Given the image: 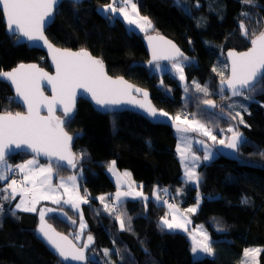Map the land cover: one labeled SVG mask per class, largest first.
Wrapping results in <instances>:
<instances>
[{
    "label": "trees",
    "instance_id": "1",
    "mask_svg": "<svg viewBox=\"0 0 264 264\" xmlns=\"http://www.w3.org/2000/svg\"><path fill=\"white\" fill-rule=\"evenodd\" d=\"M135 1L140 13L153 24L147 33L168 36L184 50V56L188 57L184 81L170 70L160 71L164 63L147 65L145 34L129 29L122 17L101 12L111 0L64 1L46 30L47 36L58 46L89 50L104 61L110 74L125 76L148 90L155 105L168 116H180V111L187 109L189 117L201 119L217 137V141L208 138L216 157L199 167L198 184L190 182L184 177L175 129L153 123L133 111L103 113L80 98L71 121L65 125L74 136L72 148L77 167L52 164L58 175L73 174L81 168V183L91 201L83 210L88 222L85 233L93 236V242L86 249L89 264H109L111 259L102 255L105 249L116 256V264H239L245 247H264V155H261L264 153V82L257 83L255 91L241 96L249 99L248 109L240 114L244 123H240L239 117L231 119L237 111L228 106L227 93L219 89L221 79L228 75L226 51L250 46L240 23L250 31L255 29L257 34L264 30V0H253L252 4H242L241 0ZM243 12L249 13L252 19L243 16ZM222 33L225 35L222 43L216 42L215 36ZM18 39L7 31L0 10V70L30 61L50 69L46 53ZM203 68L206 75L201 86H208V96L196 91L193 85ZM204 99L213 100L217 107L203 104ZM23 110L10 85L0 80V112ZM229 124L246 135L247 143L240 146V159L236 161L217 151L223 134L227 137L225 142L232 135L227 131ZM28 156L20 153L8 160L16 163ZM111 160L120 169H129L150 194L146 203L129 199L117 207L127 224L123 231L116 211H105L98 199L116 190L106 170ZM7 182L0 181V188ZM159 190L183 209L197 204L201 196L200 206L191 218L194 224H203L213 240V256L195 258L189 234L170 230L162 224V218L168 214V204L162 202L164 198H156ZM245 198L248 203L243 202ZM0 204L4 207L0 214V264H64L39 237L38 213L14 209L12 199L0 200ZM62 207L73 215L72 209ZM128 217H131L130 228ZM47 218L67 234L76 229L68 219L57 215ZM91 253L97 259L91 258ZM259 263L264 264V248L259 254Z\"/></svg>",
    "mask_w": 264,
    "mask_h": 264
},
{
    "label": "snow or ice",
    "instance_id": "2",
    "mask_svg": "<svg viewBox=\"0 0 264 264\" xmlns=\"http://www.w3.org/2000/svg\"><path fill=\"white\" fill-rule=\"evenodd\" d=\"M59 3V0H0V10H2L5 16L6 27L14 35L26 37L31 41H43L44 44L52 51V59L56 64V75L50 76L44 72L37 65H19L18 68L10 72H0V79H5L14 86L17 102L26 105V113L11 111L0 113V181L9 180L8 173H11L13 166L7 163L6 156L13 148H21L22 146L31 149L32 152L39 156L41 154L48 157H56L58 161L66 162V165L57 164V167L71 166L77 167L76 154L71 151V141L73 137L68 134L64 129V124L70 122L72 119L71 113L75 107L76 90L82 89L84 93H91V99L95 101L96 105L104 108L109 105H118L124 102L139 105L140 108H144L152 117L157 116V110L146 104L144 101L136 100L131 97V90L133 86L128 84L123 77L113 79L105 71L104 63L101 59L93 57L87 50L81 49L78 52H72L67 49L60 50L54 48L44 35V27L46 22L54 15L55 6ZM179 3V0H178ZM242 4H252L253 0H241ZM197 6H199L197 4ZM106 11L122 16L129 25L138 27L141 31H147L152 26L148 17H142L139 15L137 3L133 0H111L106 6ZM246 18L252 19L247 12L242 13ZM242 34L249 39L251 47L245 52L230 51L228 57L231 60L230 76L227 79H221L220 92H223L225 88L231 91L232 96H243L245 91L253 92L256 90L257 83L264 82V31L257 34L256 30H249L245 27L243 22L240 23ZM149 44L152 45V64L153 61L170 60L172 61V68L179 73V79L184 81V67L183 61L188 57L180 51L176 45L171 41H165L169 47L159 48L152 44L153 40L157 39L153 36H148ZM163 39V38H160ZM180 59H177V58ZM155 67L159 68V64H155ZM213 71H216L214 68ZM223 77V73H220ZM46 80L52 86L53 95L51 98L45 96L40 90V81ZM195 90L209 95L208 86H201L199 83L193 81ZM136 92H141V89H135ZM185 91L188 88L185 87ZM145 98L148 93L143 92ZM127 98V99H126ZM203 104L212 108L217 107L211 99H204ZM57 104L63 105L62 115L64 119L53 115L54 108ZM46 106L48 115L42 116L40 114L41 106ZM231 107V106H230ZM241 107H243L241 105ZM162 116L167 117L168 113L160 112ZM239 117L240 123H244L240 113H235L231 116V119L235 120ZM176 121H180V116L174 117ZM188 127H177L178 132L199 131L204 136L209 137L213 141H217V137L199 121L187 120L183 121ZM228 132L232 133L230 142L225 144L224 139L218 141L219 144L226 146L229 149L238 150L241 145L247 143L242 133L235 131L233 128H228ZM200 143H203L202 141ZM178 151L180 149L178 148ZM83 153L80 154V158H83ZM264 155V153H261ZM183 157V152H181ZM198 160L199 157H194ZM205 160L209 159V156L204 157ZM115 161H111L108 165V171L115 175H118L115 170ZM16 169L20 173H23L22 180L11 179L6 187L0 188V200H8L9 198L15 199L17 192L22 193V198L19 203L15 205L16 209H20L25 212H35L36 204L41 200H51L54 204H61V198L59 195V189H63L65 193H69V199L64 201L65 204H71L74 208L79 209L80 203H88L86 197L88 195L85 190L83 197L77 193L73 198L69 184L72 189H76L77 176L71 175L66 179L61 177L60 183L56 186L52 184V178L54 169L52 164L49 163L47 167L39 165L37 159L28 160L24 164L16 165ZM124 176H130V173H124ZM187 178L199 183V177L194 170L186 171ZM119 183V178L118 181ZM143 187L142 185L140 186ZM9 189L11 192L9 193ZM167 192V189L164 190ZM140 196L147 202V197L143 196L142 192H133L131 185H129V191L120 192L117 191L113 198L114 203L111 206L104 204V210L116 211V219L119 221L120 230H126L125 221L122 218L124 215L117 211V207L123 204L121 197L127 196ZM160 199L159 195L156 196ZM101 203L104 202L105 197H98ZM167 203V201H162ZM244 203H248L247 198L244 199ZM196 207L188 208L186 211L194 213L197 210ZM169 209H173L175 206L168 204ZM4 211L3 204H0V214ZM12 215H15V211L9 209ZM52 211V209H47ZM66 215V214H65ZM45 212L42 210L39 213L40 227L39 233L42 235L51 247H53L58 255L64 260L71 258L73 261H85L86 257L84 250L89 248V245L93 242V236L88 235L86 237L87 242L82 246L77 247L70 240L68 236L62 235L55 231L45 222ZM81 221L79 224L80 232L74 236L75 240H80L83 235V230L86 224L82 218V212L80 213ZM70 219V218H69ZM128 227L130 228L131 217H128ZM162 224L168 229H185V224L176 220L173 216V220L170 222L167 218H162ZM73 224L76 221H72ZM187 230V229H185ZM203 240L198 241L199 252L214 255V249L211 246L210 238L207 233L201 229ZM196 242V237H192ZM262 249L248 248L244 250V256L251 257L255 262L256 256ZM193 253H197L196 246L192 248ZM105 256H110V250H104ZM109 264H112L110 261Z\"/></svg>",
    "mask_w": 264,
    "mask_h": 264
},
{
    "label": "rangeland",
    "instance_id": "3",
    "mask_svg": "<svg viewBox=\"0 0 264 264\" xmlns=\"http://www.w3.org/2000/svg\"><path fill=\"white\" fill-rule=\"evenodd\" d=\"M133 2L137 3V1L133 0ZM137 7H138V3H137ZM104 9V10H103ZM106 10V6L104 8L101 9V12L104 13ZM138 11H139V7H138ZM107 13H110L108 11H106ZM117 15V14H116ZM139 15L142 16V17H147V16H144L140 13L139 11ZM117 16H120V15H117ZM122 17V16H121ZM148 19L150 20V18L148 17ZM151 21V20H150ZM127 26L129 29L131 30H135L136 32H140V33H143V34H146L148 32V30L152 29L153 28V24L151 27H149L147 29V31H141L138 27L134 26V25H129L127 22H126ZM224 34H220V35H216L215 36V41L216 42H219V43H222L223 41V38H224ZM186 61L187 60H184L183 61V67L186 65ZM163 67H161L160 71H165L166 70H170L173 74H176V76L179 77V73L176 72V70L174 68H172V61H167V62H163ZM205 75H206V69L203 68L195 82L199 83L200 85H202L205 81ZM249 99H247L246 97L245 98H241V97H236V98H233L231 100L228 101V106L230 108L234 107L233 111H237L238 113L242 114V111L244 110H247L248 109V106H247V102H248ZM241 105L243 107H241ZM239 107V110H236V108ZM182 116H180L181 118ZM187 120H196V121H199L201 124L205 125L211 132H212V129L205 123L203 122L201 119L197 118V117H193L191 118L188 117ZM180 121L183 123V121H185V119H180ZM184 125H186L188 127L187 124L183 123ZM234 128L233 125H230L228 126V128ZM221 131L224 133L223 131V128H221ZM176 134H177V138H178V146H177V151H178V148L180 149V151H178V155H179V158L183 164V169H184V177L189 180L187 178V175H186V171L187 170H194L196 175L198 176V169L199 167L203 164V163H206L208 160H212L216 153H215V150H213L214 148H212L211 144L209 143L210 141L208 140L209 137L207 136H204L201 132L199 131H188V132H178L176 131ZM213 134V133H212ZM226 136V134H223L222 138H224V140L227 138V137H224ZM210 139V138H209ZM203 142V143H200V142ZM181 152H183V157L181 156ZM213 153L215 155H213V157H209V159L205 160L204 157L206 155L209 156L208 153ZM29 158H32L34 156H28ZM194 157H199L198 160L194 159ZM7 161H9L8 159H6ZM111 161H115V160H111ZM110 161V162H111ZM109 162V164H110ZM116 162V161H115ZM108 164V165H109ZM16 168V167H15ZM17 170V169H16ZM107 172L109 173V175L111 176V178L113 179L115 185H116V190L115 192H110V193H106V194H109L108 196H110V198L108 199V196L107 198L104 200V202L102 204H108L111 208V206L113 205L114 203V196H115V193L117 191H120V192H127L129 191V185H131V189L133 190V192H142L143 193V196L144 197H147L149 198L150 197V194L147 193L144 189V185L143 183H140L138 182L137 180L134 179L133 175L131 174L130 171L127 170V172H121L122 169H120L118 166H117V163L115 164V170H116V173L118 175H115L113 174L112 172H109L108 171V166L106 168ZM18 171V170H17ZM19 174H21L19 171H18ZM81 168L77 170L76 173L74 174H80L81 175ZM124 173H130V176H124L123 174ZM22 176V174H21ZM199 177V176H198ZM118 178H119V183L117 182L118 181ZM190 182H194L195 184H198L197 182H195L194 180H189ZM82 184V183H81ZM143 186L142 188L140 186ZM85 187L83 186V184L78 187V190H77V193L79 194V196L83 197L85 195V192H82V191H85ZM160 197L164 198V201H167V204H172L174 205L175 207L173 209H169L168 207V214L163 217V218H167L170 222L173 220V216L176 217V220L180 221V222H183L185 224V229H170V230H177V231H185L189 234V237L192 241V248L194 246L197 247L198 249V252L197 253H193L194 257L195 258H202L204 256H207L209 254H205V253H202V252H199V245L197 244L198 241H201L203 240V237L201 235V232L198 230V229H201V226H202V230L204 232L207 233L208 237L210 238L206 228L204 227L203 224H194L193 221H192V218H191V212H187L186 210L188 209H183L181 208L178 204L176 203H172L170 201V199L167 198V196H164L161 194L160 190L156 192ZM199 200L197 202V204L200 206V203H201V196L199 195L198 196ZM121 199L124 201L126 200H144L142 197L140 196H136V195H132V196H127V197H121ZM148 200V199H147ZM172 200V199H171ZM83 204H91V201H89L88 203H83L81 202L80 203V207L79 209H74V213L73 215L75 216L76 213H79L77 217H72L73 215H70L71 217V220H75L76 221V229L75 230H71L69 234H72L73 235V238L74 236L80 232V228H79V224H80V221H81V216H80V213L82 212V218H83V221L84 223L86 224V227L84 228L83 230V235H82V238L80 240H76L78 243H82L84 244V242L86 241V237L88 236L87 233H85V231L88 229V222H87V218L85 217L84 215V205ZM197 204H194V205H191L189 208H192V207H196ZM43 205H46V204H41V206ZM199 206L197 207V210L199 208ZM14 209L15 206H14ZM36 211L37 213H40L42 210L45 212V216L44 217H49L51 216L50 214H61V212L59 210H56V209H53V208H48V207H41V208H37L36 207ZM47 209H52V211H47ZM16 210H20V209H16ZM196 210V211H197ZM195 213V212H194ZM194 224V225H193ZM127 225V224H125ZM75 226V225H74ZM195 236L196 237V242L193 241L192 237ZM85 240V241H84ZM210 242H211V246H212V243H213V240L210 238ZM248 248H259V249H263L264 247L263 246H248V247H245V249H248ZM214 249V247H213ZM244 250H243V254H242V258L239 262V264H260L259 263V254L260 252L258 253V255L256 256V260L255 262L252 261V258L251 257H245L244 256ZM102 255L104 258H109V260L112 262V264H116L117 263V258H115L111 252H110V256H105L104 255V252H102ZM210 256H213V255H210ZM91 258L93 259H97V256L95 253H91ZM112 258H115V259H112ZM107 263V262H105Z\"/></svg>",
    "mask_w": 264,
    "mask_h": 264
},
{
    "label": "water",
    "instance_id": "4",
    "mask_svg": "<svg viewBox=\"0 0 264 264\" xmlns=\"http://www.w3.org/2000/svg\"><path fill=\"white\" fill-rule=\"evenodd\" d=\"M64 1H66V0H59V3L55 6V10H54L53 17L51 19H49L46 22V24H45V27H44V30H43L44 31V35L47 38L48 42L54 48H57V49H60V50L67 49V50L72 51V52H78L81 49L65 48V47H61V46H58V45L54 44L51 40H49V38L47 36V33H46L47 28L52 24V22L55 19V14H56L57 9L59 8V6ZM68 1H79V0H68ZM4 21H5V16H4ZM5 24H6V21H5ZM7 31L10 34L14 35L12 32H10L8 30V28H7ZM16 36H18V35H16ZM148 36H153V37H156L157 38V39L153 40L152 44L156 45L159 48H165V49H167L169 46L167 44H165V41H171L172 44L176 45V47L179 48L180 51L185 55L184 50L180 47V45L175 40H173L172 38H170L168 36H165L163 34L153 32V33H147L143 37L144 45H145V47H146V49L148 51V54H149V61H152V45L149 44V41H148V38H147ZM18 37H19L18 41L20 43H28L29 45H31V46H33V47H35V48L43 51L44 53H46L47 58H48V61H49L50 69H48V68H46L44 66H41L38 62L30 61V62L20 63L17 66H15L14 68L9 69V70H0V72H10V71H13L14 69L18 68L19 65H21V64H24V65L35 64L40 69H43V71L46 72V73H48L50 76H55L56 75V64H55L54 60L52 59L53 53L48 48V46L46 44H44L43 41H31V40H28L26 37H23V36H18ZM160 38H163V39H160ZM250 47H251V44H250V46H248L245 49L239 50V49H236V48H229L226 51L225 56H226V61L228 63V75L224 79H227L230 76L231 60L228 57V53L230 51L245 52V51H248ZM84 50H87V49H84ZM87 51L93 57L100 59L98 56L94 55L89 50H87ZM177 59H180V58L178 57ZM149 61H148L147 65H153L154 63H163V62H167V61H170V60H163V59H161L159 61H153L152 64H150ZM103 63H104V61H103ZM104 66H105L106 73L109 76H111L113 79H116V78H119V77H123V79L125 81H127L128 84L132 85L133 86V89L131 90V97L135 98L136 100L144 101L146 104H149L151 107L155 108L157 110V113H158L157 116L156 117H152L144 108H140L139 105L132 104V103H127V102H124V103H121V104H118V105H109L107 107L101 108V107H99V106L96 105V103H95L94 100L91 99V93H84V90H82V89H77L76 90L75 107L73 109V112L71 113V116L75 113V109H76V106H77L78 101L80 100V98H83V99H86L87 101H89L96 110L101 111L103 113H115V112H122V111H133V112H136V113H138V114L146 117L148 120H150L153 123L169 125L170 127H172L173 129H175L176 131H177V127H181V128L187 127L181 121H176L171 116L165 117V116L160 115L159 113L161 112V110L153 102V100L151 98V95H150V92L148 90H146V89H144V88L136 85L135 83H133L132 81H130L129 79H127L125 76H114V75L110 74L108 72V70H107V67H106L105 63H104ZM0 80L1 81H4V82H6V83H8L10 85V87L12 88V90L14 92L15 99L17 101L16 93H15V90H14V86L10 82L6 81L5 79H0ZM135 89H141L142 91L141 92H136ZM40 90L43 92V94L45 96H47L49 98H51V96L53 95L52 86L46 80H41L40 81ZM224 91L227 93V100H231V99L236 98V97H241V96H232L231 95V91L229 89H227V88H225ZM143 92H147L148 93L147 98L144 97ZM245 92H248V91H245ZM17 103H19V102H17ZM19 104L24 108V110L21 111V112L22 113H26V105H24L22 103H19ZM62 109H63V105L57 104L55 106V108H54L53 115H55L57 117H60L61 119H64V117L62 115ZM0 113H3V112H0ZM40 114L42 116H47L49 114L48 111H47V107L46 106H43V105L41 106ZM65 125H66V123L64 124L65 131H67L68 134L73 137V139L71 141V151H72V153L75 154V152H74V150L72 148V145H73V142H74V136L66 129ZM240 133H242L243 137L246 139V135L243 132H240ZM230 138L231 137H229V139L225 142V144H227L228 142H230ZM239 148H238V150H239ZM238 150L229 149V148H227L224 145H220L217 148V151L219 152V154L223 155L225 158H227L229 160H232V161H236V160H239L240 159ZM20 153H26L28 155L34 156L36 158H39V159L44 160V161H47V162L56 163V164L59 163L61 165H66V162H64V161H58V158H56V157H48V156H45L43 154H41L39 156H36V154L34 152H32L31 149H28L27 147H24V146H22L21 148H15L13 146V148L9 151V154L6 156V159H8L9 157H12V156H17ZM44 219H45V222L48 225H51V227L53 229H55L56 232H58V233H60L62 235L68 236L70 240H73V243L76 244L77 247H80L81 246L71 235H69V234H67V233H65V232L60 231L59 229H57L56 226L48 218L44 217ZM40 223L41 222H40V219H39V223H38V226H37V233H38L39 237L42 239L43 243L47 246V248L56 257H58L64 264H89L88 255H87V251L86 250H84V254H85V257H86L85 261H73L71 258H69L67 260H64L62 257H60L58 255V253L56 252V250L53 247H51L49 245V243L44 238H42V235L39 233L38 229L40 227ZM145 251L148 252L147 250H145Z\"/></svg>",
    "mask_w": 264,
    "mask_h": 264
},
{
    "label": "crops",
    "instance_id": "5",
    "mask_svg": "<svg viewBox=\"0 0 264 264\" xmlns=\"http://www.w3.org/2000/svg\"><path fill=\"white\" fill-rule=\"evenodd\" d=\"M101 10V9H100ZM104 10V9H103ZM105 14L107 13L106 12V10H105V12H104ZM121 17V16H120ZM123 19V18H122ZM124 20V19H123ZM124 21H126V20H124ZM127 22V21H126ZM151 30V29H150ZM149 31V30H148ZM214 150V149H213ZM216 153V152H215ZM209 154V157H213V155H215V154H213V153H208ZM215 157H216V155H215ZM37 159V161H38V164L39 165H42V166H45V167H47L48 166V164L49 163H51V162H47V161H44V160H41V159H39V158H36V157H32V158H29V157H25V158H22V159H20V161H18V162H13V161H7V163L8 164H10V165H12L13 167H14V165L16 166V165H20V164H24V163H26L28 160H32V159ZM211 160V159H210ZM210 160H208V161H210ZM207 161V162H208ZM52 164V163H51ZM52 167H53V164H52ZM53 169H54V173H53V178H52V184H53V186H56V185H58L59 183H60V178L61 177H63V178H67L68 176H71V175H76L77 176V181H76V189H72V186L69 184V189H70V192H71V194H72V196H73V198H75V196H76V194H77V190H78V187H80L81 186V176H80V174L78 175V174H69V175H58L57 174V171H56V169L53 167ZM18 170V169H17ZM127 170L128 171H130L129 169H122V171L121 172H127ZM13 171V170H12ZM131 172V171H130ZM12 174V172L11 173H8V175H9V180H7L8 182H7V184L10 182V180H11V175ZM22 174V176H23V173H21ZM132 174V173H131ZM129 177V176H128ZM7 184H6V186H7ZM5 186V187H6ZM18 188H19V186H18ZM9 191V193L11 192V189H9L8 190ZM59 195H60V198H61V204H54V203H52V201L49 199V200H45V199H41L37 204H36V207L39 209V208H41V207H48V208H53V209H56V210H59L60 212H61V214H50V215H57V216H59V217H61V218H65V219H68L69 221H75V220H71V218L69 219V217H71L70 216V214L67 212V210H65V208H63L62 206H65V207H68V208H70V209H72V211L74 212V209L76 210V208H74L71 204H65L64 203V201H66V200H68L69 199V193H65L64 192V190L63 189H59ZM102 196H104L105 197V199L107 198V195H102ZM22 198V193H20L19 191L17 192V194H16V197H15V199H12V200H14V206L17 204V203H19V201H20V199ZM9 199H11V198H9ZM41 204H46V205H43V206H41ZM84 206H85V204H83ZM37 213V212H36ZM39 214V213H38ZM66 214V215H65ZM75 225H76V223H75Z\"/></svg>",
    "mask_w": 264,
    "mask_h": 264
},
{
    "label": "built area",
    "instance_id": "6",
    "mask_svg": "<svg viewBox=\"0 0 264 264\" xmlns=\"http://www.w3.org/2000/svg\"><path fill=\"white\" fill-rule=\"evenodd\" d=\"M189 111L187 109H182L180 111V116H182V119H187L189 117ZM21 174L18 173V171L16 169L13 170V174L11 176V179H16L18 181V186H19V181L22 180ZM82 185V184H81ZM87 201H89V196L87 195L86 197Z\"/></svg>",
    "mask_w": 264,
    "mask_h": 264
},
{
    "label": "flooded vegetation",
    "instance_id": "7",
    "mask_svg": "<svg viewBox=\"0 0 264 264\" xmlns=\"http://www.w3.org/2000/svg\"><path fill=\"white\" fill-rule=\"evenodd\" d=\"M85 241V240H84ZM85 243V242H84ZM81 246L83 245V242L82 243H79Z\"/></svg>",
    "mask_w": 264,
    "mask_h": 264
}]
</instances>
